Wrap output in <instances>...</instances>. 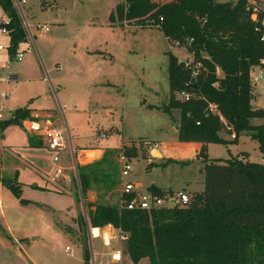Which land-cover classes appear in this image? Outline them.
I'll return each mask as SVG.
<instances>
[{
    "label": "rangeland",
    "instance_id": "1",
    "mask_svg": "<svg viewBox=\"0 0 264 264\" xmlns=\"http://www.w3.org/2000/svg\"><path fill=\"white\" fill-rule=\"evenodd\" d=\"M116 1L123 2L54 0L53 8L42 10L39 0H25L17 9L27 35L16 50L22 54L20 61L14 57L10 60L9 37L0 35V59L5 56L8 59L6 68L0 70V123L26 106L50 111L42 114L40 122L48 121L54 128L62 129L66 147L62 152H51L41 137L28 134L22 125L2 126L0 180L43 186L52 181L58 167L64 169L69 164L64 169L71 182L69 192L56 207L66 209L75 202V213L64 214L65 220H59L63 234L53 228L48 214H39L32 204H17L10 191L0 186V264H83L78 242L85 238L80 223L82 217L86 218L84 203L118 206L121 185L128 181L139 183L141 190L152 185L166 191L171 188L172 193L184 192L189 199L202 188L203 160L183 157L170 162L153 156L157 145L166 144L172 149L173 145H180L174 128L178 125V113L174 111L169 116L161 110L169 99V57L185 62L186 66L193 63V58L185 48L169 45L155 27L110 22L109 8ZM259 1L263 7L264 0ZM37 25L48 26V32L41 33ZM258 72L255 70L254 74ZM262 74L263 80L252 86L251 104L254 109L264 110V67ZM250 124L264 127L261 120ZM27 134L38 137L45 148L32 152L25 149ZM248 135L242 134L236 144L211 145L206 156L211 160H230L238 153H247L251 162L259 163L262 154ZM131 148L136 150V157L129 162L132 170L121 180L118 153ZM104 149H116L112 151L113 158L107 159V164L114 163L113 174L105 171L107 166L98 164L101 159L96 155L79 156L80 150ZM238 158L245 160L242 154ZM17 161L33 164L43 175L19 171ZM78 167L95 179L85 200L79 190ZM106 174L115 177L103 180ZM111 183L118 185L108 190ZM23 194L31 203L47 201L46 196L29 187ZM100 236V233L96 238L89 233L87 236L92 257L96 251L100 253L97 264L114 262L113 256L118 253L121 255L118 264H132L121 254L124 243L121 235L117 236L115 247L105 248L107 252L98 240ZM140 264L148 262L143 260Z\"/></svg>",
    "mask_w": 264,
    "mask_h": 264
},
{
    "label": "trees",
    "instance_id": "2",
    "mask_svg": "<svg viewBox=\"0 0 264 264\" xmlns=\"http://www.w3.org/2000/svg\"><path fill=\"white\" fill-rule=\"evenodd\" d=\"M41 5L45 7L44 2ZM0 8L9 21L3 27L9 37L8 55L13 58L27 35L14 0H0ZM114 20L121 25L155 27L169 45L185 48L193 58L186 66L169 57V99L161 110L169 116L178 113V143L202 145L197 157L204 161V190L185 206L149 212L127 211L122 197L118 206L85 202L86 218L80 221L85 238L78 242L83 264L91 261L87 229L107 226L125 237L121 254L132 264L143 260L148 264H264V167L236 159L207 164L205 150L210 144H236L242 134H249L264 158V127L250 124L264 121V110L251 107L249 77L264 60V29L256 31L257 23L245 11L243 1L232 5L216 0H123L109 15V21ZM180 93L189 99H181ZM10 120L11 125L21 126L32 118L23 108L14 111ZM223 132L233 135V140H223ZM112 151L116 149L105 150L98 164L113 174V161L107 164L114 156ZM120 154L132 159L136 150L125 149ZM77 170L85 200L95 179L85 175L84 169ZM113 177L106 174L102 179ZM0 184L20 199L17 183L0 180ZM117 185L111 183L108 190ZM148 191L156 197L173 194L153 186Z\"/></svg>",
    "mask_w": 264,
    "mask_h": 264
},
{
    "label": "crops",
    "instance_id": "3",
    "mask_svg": "<svg viewBox=\"0 0 264 264\" xmlns=\"http://www.w3.org/2000/svg\"><path fill=\"white\" fill-rule=\"evenodd\" d=\"M21 1L24 2L25 0H21ZM39 4H40V7H41L42 10H46L49 7L53 8L56 3L54 2V0H46L45 7H42V5H41L42 4V0H39ZM118 4H120V2H118V1L113 2L111 8H109L110 9L109 10L110 11L109 15L112 12H114L115 7ZM5 19H6L5 14L3 13L2 10H0V21L1 20H5ZM86 50H88V48H86ZM17 54L18 53L16 52V55ZM7 60L8 59H7L6 56L3 57L2 59H0V70H4L6 68V64L8 63ZM10 60H12V58H10ZM12 80H16V78H12ZM253 97L254 96L252 95V100H253ZM252 100H251V103H252ZM251 107H252V104H251ZM24 108L29 110L30 117L32 119L37 120V121H41V118L43 116L42 114L44 112H50V111L32 109V108H30V106H26ZM19 109H23V108H19ZM52 114L57 118L55 112L52 113ZM259 126H260V124H259ZM174 128H175L176 135H177L178 125L175 126ZM60 130H62V129H60ZM26 136H27V142H26V145H25V149L31 150L30 152H32V151L40 149V148H45L44 145L41 142H39V138L38 137H30L28 134ZM220 137L223 140L232 141L234 136L233 135L230 136L227 133L223 132V133L220 134ZM35 138H38L37 141H36ZM211 145L212 144L205 146L206 153L209 151V147ZM226 146H228V145H226ZM172 147H173V149L169 148L166 144L157 145V153L159 154V158L161 160H163V159L166 160V161L170 160L172 162L175 161V160H173V158H183V157H188L190 159L196 158L198 156L201 148H202V145L201 144H197V143H189V144L180 143V145L176 144V145H173ZM105 150L106 149L100 150V151H97V150H80L79 151V156L81 154H83V153H91V154L96 155V158L98 157L99 160H100L102 158L103 153L105 152ZM176 150L179 153L178 155H177ZM239 154L243 155V157L245 158L244 161H241L240 158H238ZM86 156L88 158L89 155H86ZM261 158H262V160L259 161V163H253V162L250 161V156L247 153H238L236 155V157H231V159H236L238 161H241L242 163L258 164V165H261V166L264 167V158L262 157V155H261ZM206 161H207V164H208L212 160L209 159L206 156ZM221 161H226V160H221ZM17 162H18V164L20 163V170L19 171H28V172H32V173H37V175H39V174L43 175V173L39 169L35 168V166L33 167V164L28 163V162H26V163H22L20 161H17ZM67 166H69V164H66L65 168ZM16 175H18V170H17ZM64 176L66 177L64 179H61V178L60 179H54V177H53L52 181H50L49 184H47L48 183L47 182V183L43 184V186L27 185L25 183L17 181L16 183L19 185L20 190H21L20 199L19 200L16 199L17 200V204L23 205V204L20 203V201H25L26 204H24V205L32 204L39 214H48L50 216V218H51L52 224H54L53 228L55 227V228L59 229V227H60V223H59L60 221L59 220H61V221L65 220V215L64 214H68L69 212H72V213L74 212L75 213V208H74V203L75 202L74 201H73L72 206H70V207L67 206L66 209H63V206L60 207V209L59 208L57 209V207H56V203H59L60 201H62L63 200L62 198L67 196V192H69V186H70L71 182H70L69 177L66 174ZM121 180H122V178H121ZM200 181H201L200 185H201L202 188L200 190L196 191V192H193V194L194 193H202L203 190H204V185H203L204 179H203L202 173L200 175ZM129 182H132V181H129ZM132 183H136V185L139 186V190L141 192L148 191V189H149V187H147V188H145V190H141L139 183H137V182H132ZM0 186L3 187L1 184H0ZM152 186L157 188V189H159V190H161V191H166V190H162V189H160V188H158V187H156L154 185H152ZM27 187H29V189H31V190L38 191L43 196H46L47 197V201L46 202H37V203L36 202H32L31 203L30 201L26 200V196L23 194V191ZM170 189L171 188H169V190ZM120 198H121V195H120ZM90 203H94V202L90 201ZM107 227L110 228V230L108 232L106 231V229H108ZM107 227H104V228H101V229H89L88 230V233L90 234V236L92 235V236L95 237V236H97L98 233H100L101 236L98 237V240L100 239L102 241L104 249L105 248H109L110 246L115 247L116 243H117V241H116L117 236H119V235L123 236V234L120 231L114 230L111 226H107ZM59 231H61V230L59 229ZM61 233L65 234L62 231H61ZM103 234L105 235V239L103 237ZM98 246H99V244H98ZM104 252H107V250L105 249ZM99 254L100 253L98 251H96V253L93 255V260L95 261L96 264H97V257L99 258V256H98ZM108 264H118V262L110 261V263H108Z\"/></svg>",
    "mask_w": 264,
    "mask_h": 264
},
{
    "label": "built area",
    "instance_id": "4",
    "mask_svg": "<svg viewBox=\"0 0 264 264\" xmlns=\"http://www.w3.org/2000/svg\"><path fill=\"white\" fill-rule=\"evenodd\" d=\"M239 1L245 3V11L251 16V18L257 23L256 31L264 29V6L262 7L261 1L259 0H216L218 4H236ZM19 0H14V6L20 10ZM9 21L7 19L0 21V35H5L8 37V32L3 27V25H8ZM27 30L28 27L26 26ZM41 33L46 34L49 30L48 26L41 25L36 27ZM29 31V30H28ZM261 41H264V34L262 35ZM191 43V40L187 42ZM1 50V47H0ZM14 59L20 61L22 59L21 54L14 56ZM264 67V60L260 62L258 67H255L250 72V82L252 86H256L260 81L263 80L262 68ZM258 70V74L255 75L254 71ZM179 97L184 100H188L189 96L185 93H180ZM0 116V120H1ZM25 132L30 135H36L42 138L45 143L46 148L51 152H62L66 149L64 144V135L63 131L57 128H54L52 124L48 121L40 122L35 119L25 120L21 123ZM99 138H103L102 134H99ZM73 153V151H72ZM54 163L57 162V158L53 159ZM118 162L121 165L120 175L121 178H126L129 176L132 168L129 164L130 159L127 158L124 154H120L118 157ZM64 169L58 167L54 172V179H64ZM120 195L123 198L122 207L127 211H146L151 210H161L169 209L176 206H185L189 202V198L184 193H173L171 195H166L164 197H156L152 195L149 191L141 192L139 186L136 183L126 182L121 185ZM122 241L125 240L124 236L120 238ZM67 252V251H66ZM121 255L115 254L113 256L114 262H120Z\"/></svg>",
    "mask_w": 264,
    "mask_h": 264
},
{
    "label": "water",
    "instance_id": "5",
    "mask_svg": "<svg viewBox=\"0 0 264 264\" xmlns=\"http://www.w3.org/2000/svg\"><path fill=\"white\" fill-rule=\"evenodd\" d=\"M193 88H194V87H193ZM11 123H12V120L5 121V122H3V127L6 128V127H8L9 125H11ZM20 203L23 204V205L26 204L25 201H20ZM88 230H89V229H88ZM90 249H91V247H90ZM91 264H93L92 252H91Z\"/></svg>",
    "mask_w": 264,
    "mask_h": 264
},
{
    "label": "bare ground",
    "instance_id": "6",
    "mask_svg": "<svg viewBox=\"0 0 264 264\" xmlns=\"http://www.w3.org/2000/svg\"><path fill=\"white\" fill-rule=\"evenodd\" d=\"M153 156H158L159 157V154L157 152H153Z\"/></svg>",
    "mask_w": 264,
    "mask_h": 264
}]
</instances>
